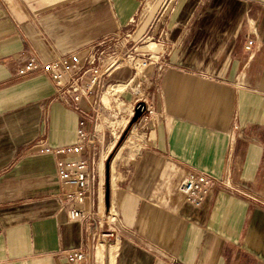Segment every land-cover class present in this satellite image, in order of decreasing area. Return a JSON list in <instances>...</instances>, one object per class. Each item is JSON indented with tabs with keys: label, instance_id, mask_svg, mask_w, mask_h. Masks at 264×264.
<instances>
[{
	"label": "crops",
	"instance_id": "obj_1",
	"mask_svg": "<svg viewBox=\"0 0 264 264\" xmlns=\"http://www.w3.org/2000/svg\"><path fill=\"white\" fill-rule=\"evenodd\" d=\"M142 3L0 0V264H84L65 253L90 238L69 217L88 203L68 198L56 171L77 156L43 151L75 142L81 114L46 76L18 69L33 56L99 54ZM148 31L156 63L109 70L122 114L95 126L93 209L114 228L102 264H264V0H165ZM137 101L148 110L122 138ZM195 170L214 177L198 206L179 189Z\"/></svg>",
	"mask_w": 264,
	"mask_h": 264
},
{
	"label": "built area",
	"instance_id": "obj_2",
	"mask_svg": "<svg viewBox=\"0 0 264 264\" xmlns=\"http://www.w3.org/2000/svg\"><path fill=\"white\" fill-rule=\"evenodd\" d=\"M253 42L252 38H248L245 42L244 48L247 52L252 50ZM102 53L103 51H100L99 54L92 52L88 57L82 58L78 52H73L55 55L49 60L33 56L17 71L22 78L33 75L46 76L53 85L54 98L67 103L71 102L81 114L75 142L61 147L46 146L43 148V151L53 154H75L77 156L71 162L63 159L56 160V171L67 187V197L81 204L88 203L86 209L74 207L69 211L71 219L83 221L90 236L84 248L73 249L65 253L67 259L72 263L94 264L98 240L101 238L107 241L110 236L114 235V230L103 233L101 236L92 232L95 216L97 217L93 209V194L99 177L98 158L95 150L100 141L99 133H101L95 126L102 122L106 113L110 114L112 123H115L117 117L122 114L116 106L117 100L114 97L116 95L107 93L108 86L105 85V78L109 70L118 61H120L119 63H126L128 57H132L129 64L138 67V62L133 59L132 53L127 54L121 51L118 55L104 60L101 59ZM141 56L147 57L139 58L143 68L157 61L156 56H153L148 50L146 54L143 53ZM105 94L108 100H104ZM82 100H86L89 109H83L79 105ZM138 102L133 106L128 122ZM213 182L214 177L210 173L195 170L184 177L179 189L187 202L198 206L211 190Z\"/></svg>",
	"mask_w": 264,
	"mask_h": 264
},
{
	"label": "rangeland",
	"instance_id": "obj_3",
	"mask_svg": "<svg viewBox=\"0 0 264 264\" xmlns=\"http://www.w3.org/2000/svg\"><path fill=\"white\" fill-rule=\"evenodd\" d=\"M165 0H143L141 10L139 14L137 15L136 19L131 22L129 26H127L126 29L120 31L117 33L112 40V44L109 46L104 47V51L101 55V59L104 60L108 57H113L118 55L121 51L126 52L127 54L132 53L134 60H137L138 67L143 68L142 65H140L141 60L139 58H147L146 56H141L143 53L146 54L147 50L151 52L153 56H155L154 52L155 50L159 49V46L156 44H152V42H159L160 39L155 38H149V31L148 26L152 20V18L156 15L160 5ZM148 44V45H147ZM124 45V48H123ZM144 45H146L144 47ZM107 47V48H106ZM158 47V48H157ZM161 51V50H160ZM132 58V57H131ZM127 58L126 63H130V59ZM107 60V59H106ZM120 61H118L119 63ZM117 64V63H116ZM108 88V87H107ZM129 114V113H128ZM109 155H105L103 157V163H102V170H103V187L105 188V163L108 159ZM112 215V214H111ZM106 217L105 213L99 214L95 222L93 224L92 232L96 233L97 235L111 232L114 228H111L109 223H112V217L110 220ZM96 235V236H97ZM114 235L110 236L107 241L102 240L101 238L98 240V244L96 246V260L94 264H102V258L97 253V250L100 246V244H104V250L106 247L107 242L109 239L113 238Z\"/></svg>",
	"mask_w": 264,
	"mask_h": 264
},
{
	"label": "water",
	"instance_id": "obj_4",
	"mask_svg": "<svg viewBox=\"0 0 264 264\" xmlns=\"http://www.w3.org/2000/svg\"><path fill=\"white\" fill-rule=\"evenodd\" d=\"M146 111V104L144 101H139L135 108H134V113L128 123V127L127 129L124 131L122 138L125 136V134L127 133L128 129L130 128V126L137 122L139 120V118L142 117V115L145 113ZM109 162H110V157H108L106 163H105V203L106 205L108 204V200H109Z\"/></svg>",
	"mask_w": 264,
	"mask_h": 264
}]
</instances>
